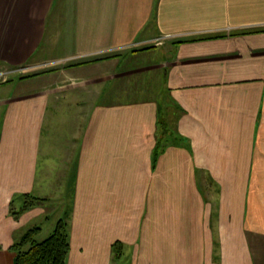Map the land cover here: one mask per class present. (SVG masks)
Instances as JSON below:
<instances>
[{
	"label": "crops",
	"instance_id": "crops-1",
	"mask_svg": "<svg viewBox=\"0 0 264 264\" xmlns=\"http://www.w3.org/2000/svg\"><path fill=\"white\" fill-rule=\"evenodd\" d=\"M52 61L0 86V264L27 229L13 204L73 158L67 264H113L146 164V264H264V0H0V64ZM136 74L155 96L126 102Z\"/></svg>",
	"mask_w": 264,
	"mask_h": 264
},
{
	"label": "rangeland",
	"instance_id": "rangeland-1",
	"mask_svg": "<svg viewBox=\"0 0 264 264\" xmlns=\"http://www.w3.org/2000/svg\"><path fill=\"white\" fill-rule=\"evenodd\" d=\"M164 42L165 41L157 45L161 46L164 44ZM99 52L100 54H102L101 53L102 51ZM95 54H98V52ZM57 64H58L57 61L46 62L44 64H32L27 66L25 65L10 66V65L0 64V71L6 72L4 75L5 80H0V86L9 83L11 80L15 79L16 76L26 77L32 73L34 74L41 72L46 68L53 69V67L55 68ZM149 82L150 79L146 80L145 77H141V74H136L131 77H125L124 79H119L118 81L115 82L114 86L117 89V91L122 90V92H120L119 94L123 100H125L126 102H133L135 100L149 99L152 98V96H155L154 92H156V89H154L155 87L152 88V86L149 85ZM90 89H89L90 93L97 94L98 92L101 91V86H98V88H90ZM153 89L155 91H153ZM106 101L107 100H100V102H106ZM71 136H73L72 133ZM159 136L161 137V134H159ZM152 137L153 136H150V138ZM72 140L73 138L71 137V142ZM56 151L61 152L62 150H56ZM146 165L144 167V170L146 174L147 172H149V175L147 174L148 176L146 181L141 180L144 190L141 189L138 198L136 199L133 197L134 199H132V202L127 201L130 198H127L126 200L127 204H130L132 206L131 212H129L126 218L118 219L120 221H117L118 218L117 216H112V215L109 219V223H111V225H113L114 227L115 226L118 227L117 236L121 235V237L124 238L123 241L120 240L115 241L116 245L120 243L118 245V247L120 248V252L118 254L120 255L118 256V259H114L112 261L113 264H134V263L146 264L143 256L148 255L150 242L147 240L149 236L148 234L147 235L145 234L146 232L143 231L144 230L143 228L146 227V224L150 221L149 192L151 189V184L153 182V177L155 176L154 170L150 168L151 164H149L148 166ZM45 168H46L45 169L46 173H50V174L53 173L54 176L52 181L43 182V185L45 187H49L54 191L51 193L52 197L50 195L43 196L48 201L46 204L49 205V208L39 209L40 211H36V210L33 211L34 208H31L28 210V212L27 211L24 212V215L21 216V218L15 223V225L18 226L22 224L25 225L26 227L24 228L33 226L36 223H42L41 226L43 228V233L40 234L39 236L40 238L47 237L52 232V230L55 228L57 219L59 217H63V216L65 217V213L68 211L69 208L68 207L69 200L67 202L66 200L71 198L69 195H71V191L75 187L74 185L75 178L76 176H78L79 173V164L77 163L76 158H73L71 161H69L68 164L65 165H51V166H45ZM205 192H206V202L210 201V203L211 204L213 203V205L217 204L215 202H218L219 198L210 195V193L207 190H205ZM34 195L36 194L34 193ZM21 202L22 203L20 202L17 203L18 205L15 204L17 209L20 206L22 207L26 201L23 199ZM47 215L50 216L49 217L50 219L46 220ZM25 231L26 229H24L22 234L25 233ZM19 237H21V235H19ZM115 243H113L112 245L113 248L115 246L114 245ZM126 243L127 245H125ZM115 253L117 254L116 251ZM255 256L258 257L256 253ZM132 260H136V262Z\"/></svg>",
	"mask_w": 264,
	"mask_h": 264
},
{
	"label": "trees",
	"instance_id": "trees-1",
	"mask_svg": "<svg viewBox=\"0 0 264 264\" xmlns=\"http://www.w3.org/2000/svg\"><path fill=\"white\" fill-rule=\"evenodd\" d=\"M153 47V46H150ZM145 47L143 49H148ZM160 126L164 131L167 124L162 117L159 120ZM159 148L155 150L153 156V167L156 168ZM26 202L20 208H16L15 204L11 207L12 215L19 219L20 216L31 208L44 207L49 208L46 204L48 201L45 197H39L34 194L26 193L21 200ZM68 211L65 213V217H59L57 219L55 228L52 232L44 238H40V234L43 233L42 223H36L26 229L25 233L19 237L16 242L10 247L15 253L13 264H67L69 259V253L71 251L70 241V219H71V205L68 204ZM50 216H46V220L50 219ZM44 220V221H46ZM120 244V243H119ZM116 243L114 244L118 259L120 248ZM1 249V244H0Z\"/></svg>",
	"mask_w": 264,
	"mask_h": 264
},
{
	"label": "built area",
	"instance_id": "built-area-1",
	"mask_svg": "<svg viewBox=\"0 0 264 264\" xmlns=\"http://www.w3.org/2000/svg\"><path fill=\"white\" fill-rule=\"evenodd\" d=\"M167 37H170V35L168 34V35H165V36H162V37L153 38V39L147 40L146 42L150 43V44H156L157 45V44H160L163 41H165ZM141 43H144V42H139V43H137L135 45H138V44H141ZM5 73H6L5 71H0V80H5V78H4Z\"/></svg>",
	"mask_w": 264,
	"mask_h": 264
}]
</instances>
